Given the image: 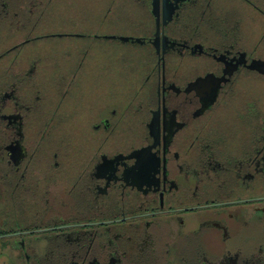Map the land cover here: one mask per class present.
Masks as SVG:
<instances>
[{
    "label": "flooded vegetation",
    "instance_id": "1",
    "mask_svg": "<svg viewBox=\"0 0 264 264\" xmlns=\"http://www.w3.org/2000/svg\"><path fill=\"white\" fill-rule=\"evenodd\" d=\"M0 264H264V0H0Z\"/></svg>",
    "mask_w": 264,
    "mask_h": 264
}]
</instances>
